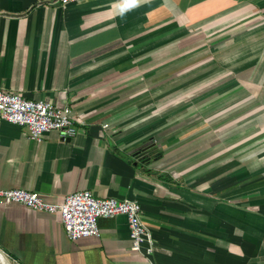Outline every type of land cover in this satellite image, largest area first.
Returning a JSON list of instances; mask_svg holds the SVG:
<instances>
[{"label":"crops","instance_id":"0c3cea01","mask_svg":"<svg viewBox=\"0 0 264 264\" xmlns=\"http://www.w3.org/2000/svg\"><path fill=\"white\" fill-rule=\"evenodd\" d=\"M126 5L0 0V90L68 105L85 123L37 142L0 120V190L136 201L153 250H130L124 216L70 241L59 214L10 205L0 260L264 264V0Z\"/></svg>","mask_w":264,"mask_h":264},{"label":"built area","instance_id":"2783aa9c","mask_svg":"<svg viewBox=\"0 0 264 264\" xmlns=\"http://www.w3.org/2000/svg\"><path fill=\"white\" fill-rule=\"evenodd\" d=\"M76 0H62V3ZM0 120L23 127L30 140L39 142L51 131L59 134L62 141L75 137L78 127L85 123L74 116L70 106H57L52 101H31L17 93L0 90ZM22 205L47 214H59L61 225L70 241L98 237V220L124 216L129 231L130 250L148 253L154 241L142 220L141 206L136 201L115 198H96L89 190L70 193L60 204L49 203L39 194L22 189L0 190V206ZM0 255L2 256L1 252ZM2 260V259H1Z\"/></svg>","mask_w":264,"mask_h":264},{"label":"rangeland","instance_id":"374dc122","mask_svg":"<svg viewBox=\"0 0 264 264\" xmlns=\"http://www.w3.org/2000/svg\"><path fill=\"white\" fill-rule=\"evenodd\" d=\"M205 89V88H204ZM204 89H202V90H204ZM202 90H201V92H202ZM224 105V103H221V107ZM218 106H220V105H218ZM222 118H225V116H224V114H222ZM221 117H219V119H222ZM219 122H220V120H219ZM203 125H205V123L203 122ZM211 125V124H210ZM217 138L218 140H217V146H219V148H218V150L220 151L221 150V148H225V146H226V128H225V126H222L221 128H219L218 129V132H217V136L215 135L213 138H212V140L214 139V138ZM152 145V142H149V144L148 145ZM240 152V150L239 149H235L234 150V155H236L237 153H239ZM225 158V155H220L219 157H218V159L219 160H221V159H224ZM1 262H3V264H4V260L2 259V260H0Z\"/></svg>","mask_w":264,"mask_h":264},{"label":"snow or ice","instance_id":"6c2138e0","mask_svg":"<svg viewBox=\"0 0 264 264\" xmlns=\"http://www.w3.org/2000/svg\"><path fill=\"white\" fill-rule=\"evenodd\" d=\"M134 2H135V0H128V5H126V6H130Z\"/></svg>","mask_w":264,"mask_h":264},{"label":"water","instance_id":"95a60500","mask_svg":"<svg viewBox=\"0 0 264 264\" xmlns=\"http://www.w3.org/2000/svg\"><path fill=\"white\" fill-rule=\"evenodd\" d=\"M57 104V103H56ZM65 104H57L59 107H63Z\"/></svg>","mask_w":264,"mask_h":264},{"label":"trees","instance_id":"16d2710c","mask_svg":"<svg viewBox=\"0 0 264 264\" xmlns=\"http://www.w3.org/2000/svg\"><path fill=\"white\" fill-rule=\"evenodd\" d=\"M146 145V144H145ZM148 146H152L151 144L150 145H148ZM158 156V155H157ZM157 156H156V158H157Z\"/></svg>","mask_w":264,"mask_h":264},{"label":"clouds","instance_id":"9594fccd","mask_svg":"<svg viewBox=\"0 0 264 264\" xmlns=\"http://www.w3.org/2000/svg\"><path fill=\"white\" fill-rule=\"evenodd\" d=\"M135 3V2H134Z\"/></svg>","mask_w":264,"mask_h":264}]
</instances>
